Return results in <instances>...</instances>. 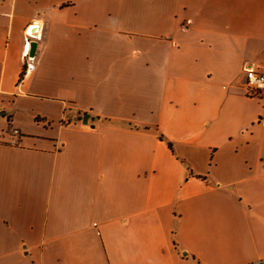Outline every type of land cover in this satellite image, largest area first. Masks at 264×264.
Listing matches in <instances>:
<instances>
[{
    "label": "crops",
    "instance_id": "obj_1",
    "mask_svg": "<svg viewBox=\"0 0 264 264\" xmlns=\"http://www.w3.org/2000/svg\"><path fill=\"white\" fill-rule=\"evenodd\" d=\"M245 64L264 0H0V264H264Z\"/></svg>",
    "mask_w": 264,
    "mask_h": 264
},
{
    "label": "built area",
    "instance_id": "obj_2",
    "mask_svg": "<svg viewBox=\"0 0 264 264\" xmlns=\"http://www.w3.org/2000/svg\"><path fill=\"white\" fill-rule=\"evenodd\" d=\"M31 24H36L35 22ZM30 25V24H29ZM26 26L24 30V57H25V64L26 69H29L32 67V60L33 55L29 54L30 48H31V42L36 38L38 40L41 36V33L39 34V37L31 35L28 32V27ZM243 71L245 76V91L249 95H260L264 92V71L260 70L258 67L245 64L243 65ZM19 139V131L18 129H13V141H17Z\"/></svg>",
    "mask_w": 264,
    "mask_h": 264
},
{
    "label": "bare ground",
    "instance_id": "obj_3",
    "mask_svg": "<svg viewBox=\"0 0 264 264\" xmlns=\"http://www.w3.org/2000/svg\"><path fill=\"white\" fill-rule=\"evenodd\" d=\"M38 25L37 24H30L28 27V32L31 35L34 34V36H36L37 38L39 37V34H40V29H39ZM34 40H36V38Z\"/></svg>",
    "mask_w": 264,
    "mask_h": 264
},
{
    "label": "water",
    "instance_id": "obj_4",
    "mask_svg": "<svg viewBox=\"0 0 264 264\" xmlns=\"http://www.w3.org/2000/svg\"><path fill=\"white\" fill-rule=\"evenodd\" d=\"M36 46H37V41L33 40L31 42V48H30V51H29L30 55H34L35 54ZM86 121H87V114H84L83 122L86 123Z\"/></svg>",
    "mask_w": 264,
    "mask_h": 264
},
{
    "label": "rangeland",
    "instance_id": "obj_5",
    "mask_svg": "<svg viewBox=\"0 0 264 264\" xmlns=\"http://www.w3.org/2000/svg\"><path fill=\"white\" fill-rule=\"evenodd\" d=\"M40 29V28H39ZM7 119H9V116H7ZM36 119H39V117H36ZM80 121H81V118H80ZM9 128V127H8ZM11 130V129H10Z\"/></svg>",
    "mask_w": 264,
    "mask_h": 264
},
{
    "label": "trees",
    "instance_id": "obj_6",
    "mask_svg": "<svg viewBox=\"0 0 264 264\" xmlns=\"http://www.w3.org/2000/svg\"><path fill=\"white\" fill-rule=\"evenodd\" d=\"M169 145H170V143H169Z\"/></svg>",
    "mask_w": 264,
    "mask_h": 264
}]
</instances>
